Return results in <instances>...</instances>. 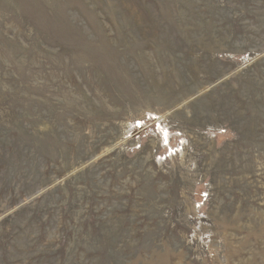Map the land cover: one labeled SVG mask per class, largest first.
Returning a JSON list of instances; mask_svg holds the SVG:
<instances>
[{
  "label": "rangeland",
  "instance_id": "1",
  "mask_svg": "<svg viewBox=\"0 0 264 264\" xmlns=\"http://www.w3.org/2000/svg\"><path fill=\"white\" fill-rule=\"evenodd\" d=\"M0 264H264V0H0Z\"/></svg>",
  "mask_w": 264,
  "mask_h": 264
}]
</instances>
